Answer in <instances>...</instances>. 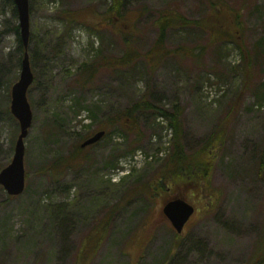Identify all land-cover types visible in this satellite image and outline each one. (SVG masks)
<instances>
[{
  "label": "rangeland",
  "instance_id": "obj_1",
  "mask_svg": "<svg viewBox=\"0 0 264 264\" xmlns=\"http://www.w3.org/2000/svg\"><path fill=\"white\" fill-rule=\"evenodd\" d=\"M210 2L241 11L245 40L255 59L248 82L235 45L210 42L209 34L195 26L169 32L166 55L156 58L153 67L144 66L159 35L154 24L159 13L175 11L191 21L202 20ZM111 4L30 0L29 53L35 81L28 92L33 123L25 139L26 190L9 199L0 186V264H250L264 242V0H126L125 18L105 25ZM70 13L78 14L80 22L58 46L60 55L46 60V48L61 40L68 25L63 17ZM17 25L19 18L0 0V172L11 164L20 134L18 121L7 116L24 55ZM124 28L135 32L131 43L141 56L139 69L137 61L126 73L107 65L127 52L119 32ZM90 68L97 69L94 78L86 74ZM239 98L229 136L216 151L211 187L217 201L210 207L188 191L184 198L196 214L176 248L162 196L145 211L137 202L122 203L125 192L149 174L141 168L118 183L113 170L121 167L118 160L137 150L153 152L154 137L168 135L151 111H127L143 100L165 110L180 102L184 145L191 154ZM100 130H107L104 139L80 152L81 144ZM76 154L68 169L64 162ZM117 205L103 243L80 262L87 236ZM58 213L68 218V227L57 219Z\"/></svg>",
  "mask_w": 264,
  "mask_h": 264
},
{
  "label": "trees",
  "instance_id": "obj_2",
  "mask_svg": "<svg viewBox=\"0 0 264 264\" xmlns=\"http://www.w3.org/2000/svg\"><path fill=\"white\" fill-rule=\"evenodd\" d=\"M3 2L6 7H9L12 10L15 17H18L14 1L3 0ZM210 3L209 14L206 18L197 21H191L175 11L159 13L158 18L154 21L155 28L158 30L159 35L153 49L150 50L149 54L144 57V66L153 67L152 63L156 58L161 59L166 55L165 43L169 32L181 30L188 26H195L203 32L209 34L211 37L210 42L222 40L221 42H230L235 45L243 60V68L240 72L246 82H248L251 78V72L253 71L255 59L245 40V25L242 20L241 11L217 2ZM126 12V0H112L111 7L107 12L109 16H107L108 20H106L105 25H114V19L117 17L125 18ZM146 14L147 12L145 14L142 13L137 19L144 17ZM78 16L79 15L76 13H70L69 16L63 17L69 26L67 25L66 30L61 34V37L59 38L61 40H56L54 44L51 45V49L49 46L46 48V60L48 55H50L49 60L60 55L58 46L61 45L62 41L70 37V27L80 22ZM124 25L128 27V24ZM94 27H100L101 29L104 28L99 25H94ZM119 32L122 37L125 38L127 43V52L121 59L107 62V65L116 72H127L126 69L135 65V63L141 59V56L138 54L137 50L133 48L131 43L136 35L135 32L126 28L121 29ZM16 35L19 42V49L24 54L25 50L21 40L19 25L16 26ZM22 60L23 58H21V63ZM139 63L140 61L137 64ZM135 67L139 69L140 64ZM88 73L90 74V77L94 78L97 74V69L90 68L86 70V74ZM9 100L10 96L8 97V101ZM240 100L241 98H239L238 101L231 106L229 112H227L225 117L218 122L211 134L206 138L201 146L191 154L187 153L184 145L185 127L183 122V107L180 102H174L170 110L153 106L146 100L133 104V106L127 111L128 115L145 114L146 112L151 111L158 116L157 119L160 117L166 120L168 128L172 130L173 138L171 139L170 151L165 161L158 160L153 163L158 165L157 168H154L155 166H153V164L146 166L143 172L149 175H144L147 177L144 178L143 181L139 180V182H136L133 185L131 190H127L125 192L123 197L124 202H122L124 206H127L132 202H137V208L145 211V209H149L151 202L156 197L162 196L165 204L172 199H185L184 196L188 193V191H193L199 197L207 200L210 207H214L218 198V193L212 191L211 180L215 165L216 151L223 147L229 136V129L237 114ZM7 116L16 122L11 114L9 103L7 105ZM90 117L91 119H94L93 113H90ZM89 119H87V121H89ZM115 125L116 124H114V126ZM88 126L89 125H86V127ZM157 126H160L158 122ZM79 151H83L81 147L79 148ZM76 156L77 154L73 156L71 161L64 162L67 164L66 166H68V169L72 167L71 163L75 162L78 158H76ZM260 160L262 171L264 169V152L261 155ZM59 167L60 164H58L57 168ZM135 172L136 170L126 177L122 183L129 178L134 177ZM9 199H13V197H9ZM118 207L119 205H117L116 209L110 213V218L108 220L100 221L95 227L96 231L87 236L86 242L78 255L80 262L87 261L90 256H93L97 252L98 248L104 241L110 220L116 214ZM56 216L57 219L65 224V226L68 227L70 225L69 222H66L68 218H62L59 213ZM174 240L175 247L178 248L183 240V237L175 233ZM250 264H264V242L259 245V248Z\"/></svg>",
  "mask_w": 264,
  "mask_h": 264
},
{
  "label": "water",
  "instance_id": "obj_3",
  "mask_svg": "<svg viewBox=\"0 0 264 264\" xmlns=\"http://www.w3.org/2000/svg\"><path fill=\"white\" fill-rule=\"evenodd\" d=\"M14 3L18 13L20 35L25 53L21 64L20 79L12 87L10 110L19 122L20 134L15 145V153L11 164L0 172V186L4 188L9 196L18 197L26 189L25 139L29 135L33 123L28 92L34 83L35 76L29 55L31 38L30 0H14ZM105 134L104 131L97 132L82 144V148L97 144L104 138ZM162 211L176 233L182 235L185 226L194 216L196 208L186 200L176 198L166 202Z\"/></svg>",
  "mask_w": 264,
  "mask_h": 264
},
{
  "label": "built area",
  "instance_id": "obj_4",
  "mask_svg": "<svg viewBox=\"0 0 264 264\" xmlns=\"http://www.w3.org/2000/svg\"><path fill=\"white\" fill-rule=\"evenodd\" d=\"M160 156H164V153L162 152ZM148 160H152V157L147 158L143 153L138 152L135 156L128 159V162L126 163V166H142L145 164Z\"/></svg>",
  "mask_w": 264,
  "mask_h": 264
}]
</instances>
